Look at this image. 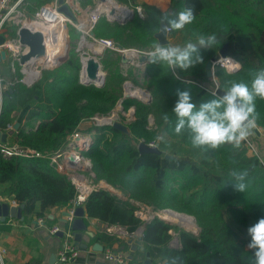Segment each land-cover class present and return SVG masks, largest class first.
Masks as SVG:
<instances>
[{
  "label": "trees",
  "instance_id": "obj_1",
  "mask_svg": "<svg viewBox=\"0 0 264 264\" xmlns=\"http://www.w3.org/2000/svg\"><path fill=\"white\" fill-rule=\"evenodd\" d=\"M31 1L36 6L47 0ZM131 1L138 5L136 0ZM81 2L84 6L96 4L95 0ZM140 5L145 17L135 10L131 20L121 23L103 15L93 29L94 35L111 38L121 47L148 48L151 52L159 44L155 33L160 30L161 20L167 23L179 11L191 8L194 21L183 30L169 31L170 42L164 46L183 47L188 42L196 43L200 36L212 35L217 43L211 48H201L204 62L188 70L170 69L166 64L152 63L148 57L140 66L144 68L143 81L134 75L133 68L124 71L120 52L106 48L100 62L107 73L103 85L98 86L79 81L80 31L71 26V48L59 68L44 71L32 86L17 80L0 93V131L9 132L20 121L7 142H0L2 146L21 144L42 153L53 152L71 134L81 130L78 123L82 119L113 110L122 96L124 82L132 79L151 93V100L126 97L124 107L136 108L135 120L127 124L128 131L112 124L91 127L86 132L94 134L93 141L83 149L97 180H105L124 196L107 188H94L85 202L87 214L106 224L123 225L130 232L144 225L140 254L149 252L161 264H255L253 250L244 246V238L229 219L247 230L264 217V166L243 141L239 147L231 143L217 149L193 147L192 133L187 127L179 134L175 132L178 121L173 108L177 90H190L197 107L219 97L204 88L214 86L206 64L226 42L241 67L233 72L218 68L215 73L220 88L225 90L230 81L250 85L255 73L264 69V0H170L167 10L148 1ZM12 77L15 75L10 74ZM255 103L256 125L264 129V100L257 98ZM150 115L154 117L152 125ZM165 115L167 121L163 119ZM133 138H143L147 143L156 140L163 152H141ZM170 139L176 140L178 147L171 148ZM2 146L0 196L23 204V215L28 221L47 218V210L64 206L75 197L76 186L66 173L56 169L48 156H7ZM165 153L172 157H166ZM233 172L247 175L238 181ZM237 183L246 184L245 191H237L234 187ZM143 205L152 211L171 209L190 214L199 229L180 227L159 215L146 221L136 214ZM175 233L179 246L171 244ZM100 238L103 243L118 242L124 249H130L126 239L106 232ZM138 254L136 250L135 255ZM134 260L129 259L128 264Z\"/></svg>",
  "mask_w": 264,
  "mask_h": 264
},
{
  "label": "built area",
  "instance_id": "obj_2",
  "mask_svg": "<svg viewBox=\"0 0 264 264\" xmlns=\"http://www.w3.org/2000/svg\"><path fill=\"white\" fill-rule=\"evenodd\" d=\"M114 2L118 3L116 1ZM63 3L70 6L77 17V21H73L59 9L61 6L59 0H47L46 2L36 6L31 0H0V34L5 35V42L0 44V51L5 49L7 51V59L10 60L12 68L20 69L22 76L19 78L20 80L18 79L19 81L25 83L27 86H32L43 71L54 70L61 63V61L64 60V54L67 50L68 44L70 43L71 26H74L78 31H80V36L78 38L79 50H82L84 45H92L94 48L92 50V55L88 54L81 56L82 64L80 76L82 81L87 77L86 59L94 56L100 61V56L106 48L118 51L123 57L131 59V63H129L131 65L140 67L145 64H141L139 62V57L142 54L148 55L150 51L141 50L136 47H121L111 38H98L94 35L93 29L103 15H105L109 20L111 16H121L115 13L116 9H112L110 6L111 2L108 0H95L96 4L94 7L89 4L86 6L82 5L81 0H63ZM32 6H34V10H31ZM120 6L128 8L131 12L133 11L134 14L136 10L140 16H145L143 8L140 4L135 5L132 9L129 8V6ZM22 27H28L33 31H40L42 33L44 44L46 46L45 55L31 58L25 63L19 60L21 54H26L30 50L29 46H22L20 43L19 32ZM83 41H85L86 44H83ZM84 53L86 52L84 51ZM219 67L224 68L229 72H233L241 67V62L232 55L227 57L220 56L213 62L214 71H216V68ZM99 73H101V76L103 77L102 70ZM84 74H86L85 77ZM217 81L218 80L215 77V79H213L214 86L211 87L207 85L204 86V88L209 90L214 95H219V85ZM129 83V81H126L124 86L126 87ZM4 88L8 89L9 87L0 77V93H2ZM144 90L147 92L144 98H148L151 93L147 89ZM128 94L132 93H128L124 90L121 98L118 100V108L113 109L112 112L109 113V116H104L102 118H99V116L94 117L104 124L112 125L114 123V119L120 116V112L125 114L128 118H134L135 115L132 114L134 105L129 107V112L119 109L122 108L121 103L126 97H128ZM149 123L151 125L154 123V117L152 115L149 117ZM257 127L260 131V135L264 136V129L259 126ZM79 133L80 131L73 133L68 137L66 142L70 144L71 148H63V146H61L57 150L50 153H42L28 145L5 144L2 146L0 142L2 152L7 156H48L51 163L57 170L66 173L77 189L75 197L70 201L71 207L69 211L72 214L79 205L84 206L89 193L92 191L90 184L85 181L83 175L84 172L91 171L92 162L90 158L86 157L82 153V150L85 148L83 146L85 144H82V141L85 139H74L76 134ZM243 142L247 145L252 154L256 153V146L251 136ZM149 144L152 147H155L159 143L154 140L149 142ZM76 145L80 149H73ZM70 162L88 167L89 169L75 168ZM14 204L19 205L16 201H14ZM142 212V210H137L136 214L140 216V213L142 214ZM72 220L73 216H70L68 217L69 225L62 226L60 224H56L49 227L50 234H57L59 231H63L64 233L62 245L57 253L59 264H71L80 254L79 247L74 240V232L71 229ZM39 222H44V219L39 218ZM106 232L122 239H129L139 238L140 236L142 237L143 229L138 228V230L130 232L127 227L123 225L111 224L106 227ZM5 252V249L0 248V264H6ZM104 258L110 264H128L127 253L122 246L107 247L104 250Z\"/></svg>",
  "mask_w": 264,
  "mask_h": 264
},
{
  "label": "clouds",
  "instance_id": "obj_3",
  "mask_svg": "<svg viewBox=\"0 0 264 264\" xmlns=\"http://www.w3.org/2000/svg\"><path fill=\"white\" fill-rule=\"evenodd\" d=\"M194 19L193 10L185 8L177 13L176 18L167 20L164 30H183ZM216 43V37L212 35L206 38L200 36L196 43L188 42L183 47L156 44L148 57L152 63H163L170 69L188 70L204 62L201 48H211ZM257 98L264 100V69L255 73L250 85L230 81L222 95L201 103L199 107L192 102L190 90H177V101L173 108L178 121L175 132L179 134L187 127L192 133V145L196 148L207 146L217 149L226 143L239 147L256 127ZM163 119L167 121V115ZM232 175L238 181H243L247 173L233 172ZM234 187L243 192L247 185L237 183ZM247 234L250 237L248 248L254 252L255 264H264V217L250 225Z\"/></svg>",
  "mask_w": 264,
  "mask_h": 264
},
{
  "label": "crops",
  "instance_id": "obj_4",
  "mask_svg": "<svg viewBox=\"0 0 264 264\" xmlns=\"http://www.w3.org/2000/svg\"><path fill=\"white\" fill-rule=\"evenodd\" d=\"M166 2L168 5H165L164 7H161L158 3L155 4H157L162 10H166L170 5V0H167ZM5 61L6 60H4V62ZM1 64L2 63H0V66ZM250 136L253 138L256 146L255 155L264 166V136H253L252 133ZM101 181L102 182L97 187L107 188L116 192L120 196H124L121 190L103 180ZM0 201L14 204L15 200L7 196H0ZM70 205L71 203L69 202L64 206L50 208L46 212L47 218L44 219L41 217L44 219V222H39V219L28 221L26 217H24V219L8 217L5 221H0V248L5 249L6 251V264H59L57 253L62 245L63 237L57 234H50L49 227L56 224L62 226L69 225V222L66 221V213L70 210ZM146 207L147 209H144V206L139 209L143 211L142 214L140 213V216L147 221L153 216V211L150 207ZM85 221L88 225V229L87 232H84L83 242L87 244V247L80 248V254L71 264H110L104 258V250L109 246L119 247L120 244L118 242L113 245L103 243L100 234L106 232V227L111 224H106L99 221L98 218L90 217L87 214V211L85 214ZM144 227V225H141L139 228L144 229ZM131 239L135 240L137 238H129L126 240L129 242ZM95 243H101L103 249H95ZM131 247L132 245L130 243V249H125L128 259L131 253L133 254L132 259H135L131 264H144L143 260L146 258H150L154 264H161L159 260L153 259L149 252L140 254V252L143 251V240L141 245L138 246L137 251H139V254L137 256L135 255L136 251L132 252ZM54 257H56L55 263Z\"/></svg>",
  "mask_w": 264,
  "mask_h": 264
},
{
  "label": "water",
  "instance_id": "obj_5",
  "mask_svg": "<svg viewBox=\"0 0 264 264\" xmlns=\"http://www.w3.org/2000/svg\"><path fill=\"white\" fill-rule=\"evenodd\" d=\"M104 1V0H102ZM59 2L61 3L60 6V10L62 12L65 13L66 16H68L70 19H72L73 21H77V17L74 14V12L72 11V9L70 8V6L66 3H63V0H59ZM134 16V12H130L128 14H123L121 16H111L110 20L111 21H118L121 23H125L128 20H131ZM166 24L165 19L161 20L160 23V30L157 31L155 33L156 38L158 39V42L160 45L164 46V45H168L170 40L168 37V32L169 31H165L164 30V25ZM19 36H20V43L22 46H29V52L26 54H21L19 60L23 63H25L26 61H28L31 58H35L38 56H42L46 54V46L44 44V40H43V35L40 31H33L28 27H22L20 29L19 32ZM5 42V35L0 34V44H3ZM229 46L230 43L226 42L219 50V52L214 55L213 57H211L210 60H208L207 64H206V68H207V75L210 79H215V71L213 68V62L216 61L220 56L221 57H227L230 54V50H229ZM7 59V51L5 49H2L0 51V63L4 60ZM148 60V55L147 54H142L139 57V62L141 64L146 63ZM123 61L127 62V63H131V59H127L126 57H123ZM102 69V64L101 62L96 59L94 56L89 57L86 59V72H87V77L83 80V82L85 84H96L98 86L103 85L105 78L104 76L102 77L101 73H99ZM100 74V75H99ZM100 80V81H98ZM218 85H219V81H217ZM224 89L220 88V86L218 87V93L219 96L222 95ZM128 97H133L136 98L138 100H143V101H150L151 100V95L148 98H144L141 96H138L137 94H128ZM20 126V121H16L11 130L9 132H1L0 131V141L2 142H7L8 140V136L10 134H12L14 132V130H16L18 127ZM114 127H117L123 131H128V127L127 125L115 121L113 123ZM251 133L253 136L255 135H260V131L258 129V127L256 126L255 128H253L251 130ZM139 150L141 152H155V153H162V149L156 145L155 147H152L149 143L145 142V141H141L139 143L138 146ZM166 157H172L170 154L165 153ZM71 163V162H70ZM71 165H73L75 168L78 169H89L88 167H84L82 165H77V164H73L71 163ZM23 209H24V205H15V204H11L9 202L6 201H0V221H5L8 217L11 218H17V219H24V215H23ZM166 211H171V209H164ZM85 207L83 205H79L74 213L72 214L70 211H67L66 216L67 219L66 221H68V217L73 216V220L71 223V229L74 232V240L75 243L77 244V246L79 248H86L87 244L83 242V236H84V232H87L88 229V225L85 221ZM165 218V217H164ZM166 219V218H165ZM169 221L172 222L171 219H167ZM57 235L62 236L64 235L63 231H59L57 233ZM132 245L131 250L132 252H135L138 249V246L141 245L142 243V237L140 236L137 239H131L129 241ZM94 248L97 250H102L103 246L101 243H95L94 244ZM55 256V255H54ZM54 263L56 261V257H54ZM133 258V254L131 253L129 255V259ZM53 263V260H52ZM144 264H154L150 258H146L143 260Z\"/></svg>",
  "mask_w": 264,
  "mask_h": 264
},
{
  "label": "rangeland",
  "instance_id": "obj_6",
  "mask_svg": "<svg viewBox=\"0 0 264 264\" xmlns=\"http://www.w3.org/2000/svg\"><path fill=\"white\" fill-rule=\"evenodd\" d=\"M114 1H116V2H118L119 3V5H124V6H129V8H133V6L135 5V4H133V2L131 1V0H114ZM113 1V2H114ZM137 1V4H140L141 2H143V1H148V2H151V3H158V5H160L161 7H164L165 5H168L167 4V0H136ZM115 3V2H114ZM117 3V4H118ZM169 7H170V5H169ZM169 7L167 8V9H169ZM166 9V10H167ZM143 11H144V9H143ZM144 14H145V11H144ZM145 17V16H144ZM159 43V42H158ZM83 44H85V43H83ZM71 48V38H70V43L68 44V47H67V50H66V52H65V56H64V58L68 55V52H69V49ZM138 49H141V50H145V51H147V49L148 48H144V49H142V48H138ZM77 50L78 51H80V57L82 56V55H88V54H93L92 53V50H93V46L92 45H84V47L82 48V50H79V39H78V43H77ZM84 51L86 52V53H84ZM89 52V53H88ZM61 61V60H60ZM63 61H61V63H62ZM2 64H1V66H0V77H1V79L3 80V82L5 83V84H7L8 85V87L10 88L12 85H14V83L22 76V73H21V71H20V69H17V68H15V69H13L12 68V66H11V63H10V60L9 59H7L5 62L4 61H2L1 62ZM60 63V64H61ZM59 64V65H60ZM58 65V66H59ZM131 64H129V63H127V62H125V65L123 66V68H124V71L126 72L129 68H133V71H134V75H136L137 77H138V79L140 80V81H143V78H144V76H145V73H144V68H142V67H139V66H137V68H136V66H134V65H131ZM57 66V67H58ZM57 67L54 69V70H50V71H55L56 69H57ZM59 68V67H58ZM219 68H221V67H219ZM218 68H216V70H217ZM222 69H224V68H222ZM102 73H103V76H104V78H105V76H106V73H107V71L103 68V66H102ZM224 70H226V69H224ZM18 73H20L21 74V76L20 77H18L17 76V74ZM10 74H14L15 75V77H12V78H10ZM43 74H44V71L42 72V74L39 76V78L35 81V82H38L40 79H41V77L43 76ZM78 76H79V81L81 82V83H84L83 81H82V79H81V76H80V71H79V73H78ZM215 77H216V79H217V76H216V73H215ZM20 80V79H19ZM218 80V79H217ZM98 81H100V80H98ZM126 81H129L130 83L129 84H132V85H134L135 87H137V88H140L141 90H144V88H142L141 86H138V85H136L133 81H132V79H128V80H126ZM125 81V82H126ZM125 82H124V84H123V88H122V94H123V92H124V90L126 91L127 90V85H126V87L124 86L125 85ZM211 82L214 84V82H213V79H211ZM120 107V106H119ZM121 107L122 108H119V109H121V110H124V111H126V112H129V107L128 108H125L124 107V103L122 102L121 103ZM118 108V102L116 103V105H115V107H114V109H117ZM135 111H136V108H135V106H134V108H133V113L132 114H134L135 115ZM110 112H112V110L110 111ZM110 112H108V113H96V114H94L92 117H90V118H86V119H82L79 123H78V127H79V129H81V130H79V131H81L82 132V134H84L85 135V138H83V139H85L84 141H82V144H85V145H83L84 147H89L90 146V142L91 141H93V137H94V134L93 133H91V132H89V133H87L86 132V129H91V127H95V126H101V125H107V124H104L103 122H100V121H98L94 116H99V118H102V117H104V116H109V113ZM133 120H135V117L134 118H128L127 116H125V114H123L122 112H120V116L119 117H116L115 119H114V122L115 121H118V122H121V123H123V124H125V125H127L128 123H130L131 121H133ZM150 124V123H149ZM151 125V124H150ZM13 126V125H12ZM257 126V125H256ZM12 128V127H11ZM89 135H90V137H91V139H90V137H89ZM88 140V141H87ZM141 141H144L143 140V138H139V139H135V138H133V143H135V144H138V143H140ZM70 142V141H69ZM169 146L172 148V147H178V143H177V141L176 140H169ZM67 147H70L71 148V146H70V144L68 143V142H66L64 145H63V148H67ZM73 149H80L77 145L75 146V147H73ZM82 153L85 155V153L83 152V150H82ZM86 156V155H85ZM87 157V156H86ZM83 175H84V179H85V181L87 182V183H89L90 184V186H91V188H96L102 181L101 180H97V178H96V173L92 170V168H91V171H87V172H84L83 173ZM104 182H106L105 180H103ZM108 183V182H107ZM144 206V205H143ZM142 207V206H141ZM141 209V208H140ZM139 209V210H140ZM144 209H147V207L146 206H144ZM173 212H177V213H179V214H182L183 212H178V211H175V210H172ZM167 213H170V212H168V211H165V210H159V211H153V216L154 215H159V216H161V217H165L166 219H168L169 217H167ZM183 214H185V215H187V216H190L191 218H189V220L188 221H181V220H179V219H171L172 220V222L174 223V224H176V225H178V226H180V227H184V228H186V229H189V230H194V231H198V225H197V223H196V220H195V218L192 216V215H190V214H187V213H183ZM191 219V220H190ZM229 222L238 230V232L242 235V237L244 238V240H245V244H244V246L246 247V248H248V243H249V240H250V237L248 236V234H247V230H245V229H242L241 227H239L238 225H236L234 222H232V221H230V219H229ZM171 244L173 245V246H179V239H178V236L176 235V233H175V236L173 237V239H172V242H171ZM79 250H80V248H79ZM129 260V259H128Z\"/></svg>",
  "mask_w": 264,
  "mask_h": 264
},
{
  "label": "bare ground",
  "instance_id": "obj_7",
  "mask_svg": "<svg viewBox=\"0 0 264 264\" xmlns=\"http://www.w3.org/2000/svg\"><path fill=\"white\" fill-rule=\"evenodd\" d=\"M109 2H111V7L112 9H116L115 10V13L117 15H122V14H128L130 13L131 11L128 9V8H125L123 6H120L119 4L117 3H114L113 0H108ZM83 43H85V41H83ZM86 44V43H85ZM86 76V74H84V77ZM128 93H134V94H137L138 96H141V97H145L146 96V91L145 90H141L140 88H137L135 86H133L132 84H127V90H126ZM85 135L82 134V132L80 131L79 134H76V136L74 137V139H82L84 138ZM170 213H167V217H169L168 219H179L181 221H188L189 218H191L190 216H187L185 214H179V213H175V212H171V211H168ZM191 220V219H190Z\"/></svg>",
  "mask_w": 264,
  "mask_h": 264
}]
</instances>
